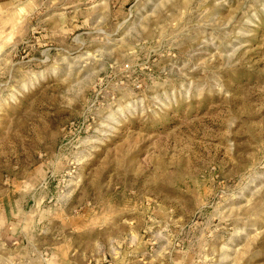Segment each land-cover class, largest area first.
<instances>
[{
    "label": "rangeland",
    "instance_id": "rangeland-1",
    "mask_svg": "<svg viewBox=\"0 0 264 264\" xmlns=\"http://www.w3.org/2000/svg\"><path fill=\"white\" fill-rule=\"evenodd\" d=\"M0 219V264H264V0H0Z\"/></svg>",
    "mask_w": 264,
    "mask_h": 264
},
{
    "label": "crops",
    "instance_id": "crops-1",
    "mask_svg": "<svg viewBox=\"0 0 264 264\" xmlns=\"http://www.w3.org/2000/svg\"><path fill=\"white\" fill-rule=\"evenodd\" d=\"M13 225H11L7 219H0V243L3 244H14L16 243L17 232ZM55 253L51 254L50 259H54L53 264H86V255L80 251L75 250H63L59 248ZM64 248V247H62ZM97 262V261H96ZM101 264V262L99 263Z\"/></svg>",
    "mask_w": 264,
    "mask_h": 264
}]
</instances>
